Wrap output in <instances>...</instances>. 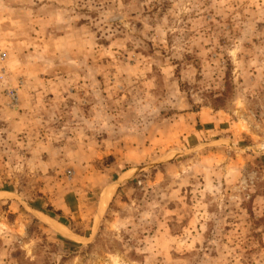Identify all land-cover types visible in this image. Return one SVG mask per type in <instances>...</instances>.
<instances>
[{
    "label": "rangeland",
    "instance_id": "1",
    "mask_svg": "<svg viewBox=\"0 0 264 264\" xmlns=\"http://www.w3.org/2000/svg\"><path fill=\"white\" fill-rule=\"evenodd\" d=\"M0 264H264V0H0Z\"/></svg>",
    "mask_w": 264,
    "mask_h": 264
},
{
    "label": "trees",
    "instance_id": "2",
    "mask_svg": "<svg viewBox=\"0 0 264 264\" xmlns=\"http://www.w3.org/2000/svg\"><path fill=\"white\" fill-rule=\"evenodd\" d=\"M48 209L52 210L53 211V208L52 206H49ZM46 210V211H49V210ZM44 211L46 214H48L49 212H46ZM48 216L52 217V218H55V219H60V217L62 216V212L61 210H55V215H52V214H48ZM65 224V223H64ZM66 226H68L70 229H72L71 225H67V223L65 224Z\"/></svg>",
    "mask_w": 264,
    "mask_h": 264
},
{
    "label": "bare ground",
    "instance_id": "3",
    "mask_svg": "<svg viewBox=\"0 0 264 264\" xmlns=\"http://www.w3.org/2000/svg\"><path fill=\"white\" fill-rule=\"evenodd\" d=\"M107 194V193H106ZM111 194H112V191H108V194L106 195V197H105V204L107 203V201L110 199V197H111ZM109 202V201H108Z\"/></svg>",
    "mask_w": 264,
    "mask_h": 264
}]
</instances>
